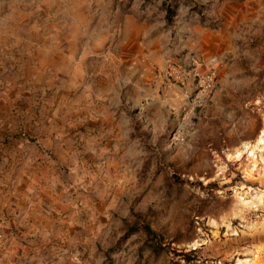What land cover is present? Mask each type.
<instances>
[{"label":"rangeland","instance_id":"1","mask_svg":"<svg viewBox=\"0 0 264 264\" xmlns=\"http://www.w3.org/2000/svg\"><path fill=\"white\" fill-rule=\"evenodd\" d=\"M0 264H264V0H0Z\"/></svg>","mask_w":264,"mask_h":264},{"label":"built area","instance_id":"2","mask_svg":"<svg viewBox=\"0 0 264 264\" xmlns=\"http://www.w3.org/2000/svg\"><path fill=\"white\" fill-rule=\"evenodd\" d=\"M165 79L174 85L190 89L189 99L195 108L205 103L213 93L216 78L211 66L202 71L196 62L191 60L186 65L170 64L165 71Z\"/></svg>","mask_w":264,"mask_h":264},{"label":"bare ground","instance_id":"3","mask_svg":"<svg viewBox=\"0 0 264 264\" xmlns=\"http://www.w3.org/2000/svg\"><path fill=\"white\" fill-rule=\"evenodd\" d=\"M258 141H261V137H259V140Z\"/></svg>","mask_w":264,"mask_h":264}]
</instances>
